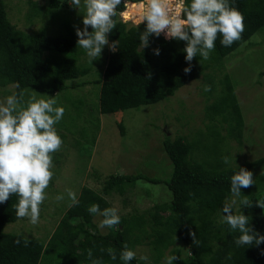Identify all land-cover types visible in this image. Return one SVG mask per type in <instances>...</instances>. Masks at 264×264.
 <instances>
[{"label": "trees", "instance_id": "obj_1", "mask_svg": "<svg viewBox=\"0 0 264 264\" xmlns=\"http://www.w3.org/2000/svg\"><path fill=\"white\" fill-rule=\"evenodd\" d=\"M230 4L245 17L242 38L231 47H224L220 44L222 37L218 35L210 59L202 60L200 64V57H195L191 62L194 67L188 75L183 72L189 66L185 60L186 53L182 52L184 42L168 41L163 35L159 38L152 36L149 47L142 49L139 36L144 25L131 26L116 17L117 26L109 34V41H117L119 50L109 52L102 79L93 81L100 86L99 113L112 114L156 104L199 79L202 71L221 66L226 56L264 26V0H230ZM67 7L66 2L48 0L49 10ZM125 10L129 9L121 4L118 14ZM77 39L72 34L69 37H51L41 30L29 36L17 30L8 21L4 2L0 0V88L14 85L16 93L31 88L49 95L68 89L66 81L89 73L87 68L76 63ZM155 48L160 49V55L153 54ZM57 55L62 56L59 61L55 59ZM149 73L152 74L151 79H146ZM87 83L82 82L81 85ZM221 84L222 93L207 110L211 123L219 127V133L213 138L217 143L228 139L241 145L244 126L242 110L228 75L222 77ZM220 130H224V136L220 135ZM163 148L173 167L168 181L143 174L116 175L107 179L102 195L92 189L81 188L79 206L67 209L46 243L3 231L6 224L18 220L15 215L18 197L11 196L6 203L0 204V264H41L46 251L52 252L51 264H90L87 259L89 248L93 249L94 257L103 258L104 264H123L119 260L123 245L127 243L134 249L142 239H147L148 244L153 246V264H159L164 251L170 246H173L170 256L175 254L179 257L181 249L175 246L176 243L181 244L190 255L186 259L175 260L173 264H264V255L261 254L264 243L237 247L234 240L240 233L231 231L218 220L223 215L225 200L231 199L230 177L239 171V167L249 171L264 168V156L231 166L221 159V151L213 154L215 162L196 161L193 150L203 154L200 147L179 138L166 139ZM138 180L163 183L171 193L169 202L155 204V210L142 211L129 218L121 217L119 226L108 228L105 234L100 233L93 221L94 216L87 211L88 207L93 203L99 204L101 209L112 207L104 196L113 191L123 194L125 187H133ZM260 194L264 195V174L257 176L251 187L241 189L240 199L247 196L255 203ZM241 211L250 216V223L264 234V209L253 206L242 207ZM75 220L77 222L72 224ZM190 232L196 233L195 242ZM18 238L21 241L19 245L15 243ZM25 240L28 241L27 247L24 246ZM101 247L116 250L117 260L112 261L106 251L101 253ZM229 253L231 259H228ZM129 264L145 263L135 258Z\"/></svg>", "mask_w": 264, "mask_h": 264}, {"label": "rangeland", "instance_id": "obj_2", "mask_svg": "<svg viewBox=\"0 0 264 264\" xmlns=\"http://www.w3.org/2000/svg\"><path fill=\"white\" fill-rule=\"evenodd\" d=\"M60 1L66 2L68 7L49 10L48 0H3L8 21L29 36L41 30L51 37L76 35L73 25L83 27V0L79 10L72 8L68 0ZM128 12L130 16H136V10L129 9ZM117 20L137 26L133 19L123 21L119 14ZM109 52L106 46L101 58L90 63L85 51L78 47L74 54L76 63L87 68L89 73L66 81L69 88L55 94L58 106L66 109L63 119L55 126L63 144L58 152L52 154L54 177L45 190L47 199L41 205L39 223L32 225L27 218L18 219L4 226L5 233L46 243L69 208L68 189L76 192L77 197L83 187L101 194L107 179L116 175L143 174L168 181L173 170L163 148V142L168 138H179L199 146L203 154L193 150L198 162H215L213 154L220 151L223 152L222 158L229 157L228 164L231 166L264 156V76H261L264 72V26L226 56L221 66L202 71L199 79L181 87L172 96L156 104L100 114V86L93 81L102 79ZM61 58V55L55 57L57 61ZM224 75H228L233 85L244 117L241 145L228 139L217 143L213 138L219 133V127L211 123L207 110L222 93ZM82 82L88 83L81 85ZM78 84L80 86L76 87ZM204 85H210L211 91L205 92ZM13 92L14 85L0 88V101ZM24 93L25 99L33 94L38 98L49 95L31 88L25 89ZM220 135H225L224 130H220ZM250 171L254 179L264 174L262 167ZM135 183L133 187H125L123 194L113 191L104 196L112 207L118 209L120 217L129 218L142 211L155 210V204L169 202L171 198L163 183L142 180ZM60 194L65 199L57 202L55 197ZM260 195L259 199H264V195ZM101 219L93 217L96 225ZM218 220L221 221V216ZM76 222L72 221V224ZM98 230L103 234L108 232V228ZM148 242L142 239L133 250L137 251V259L142 260L140 257L147 255L149 259L142 261L153 264L155 251ZM175 246L181 249L180 260L190 255L181 244L176 243ZM172 249L173 246H170L164 251L159 264H166V257L170 256ZM51 253H44L41 264H51Z\"/></svg>", "mask_w": 264, "mask_h": 264}, {"label": "clouds", "instance_id": "obj_3", "mask_svg": "<svg viewBox=\"0 0 264 264\" xmlns=\"http://www.w3.org/2000/svg\"><path fill=\"white\" fill-rule=\"evenodd\" d=\"M74 9H80L82 0H68ZM123 4L125 9L136 10V16L128 11H120L123 21L133 19L135 24L144 25L139 40L142 49L149 47L150 37L163 35L168 41L185 43L182 52L189 66L183 69L191 73L192 61L200 57L201 61L210 59L219 37L220 44L231 47L242 38L245 31V17L242 12L230 4V0H83L84 14L81 21L83 27L73 25L77 36V47L83 49L90 63L102 56L104 48L109 51L119 50L117 41H109V34L117 26L118 7ZM89 28L92 30L89 31ZM154 55H160V49H153ZM149 73L146 79H151ZM204 91H211L210 85H204ZM56 95L38 98L31 95L25 99L24 92H13L0 101V204L6 203L11 196L18 197L15 205L17 219L27 218L32 225L39 223L41 205L47 199L46 189L54 177L53 155L63 144L55 127L64 117L65 107L58 106ZM225 164L230 163L229 157L222 158ZM255 184L253 173L244 167L230 177L231 199H226L222 207L221 222L233 232L240 235L235 238L237 247L259 246L264 243V234L259 233L250 223V216L245 215L242 207L253 206L264 209V199L250 201L241 196V189ZM70 200L69 207L79 206L76 192L66 190ZM63 194L57 195V202L63 201ZM234 208L237 211L234 212ZM87 211L93 216L102 217L98 228H114L121 224V217L116 207L101 209L99 204H91ZM193 242L196 233L190 232ZM18 238L15 243L20 244ZM25 247L28 241L25 240ZM101 253L107 252L112 261L117 260V252L109 247H101ZM264 255V250H261ZM137 257V251L125 243L119 252V260L129 264ZM90 264H104L102 257H94L93 249L87 250ZM140 259L147 261V255ZM179 257L175 254L166 257V264H173ZM231 259V253L228 255Z\"/></svg>", "mask_w": 264, "mask_h": 264}, {"label": "crops", "instance_id": "obj_4", "mask_svg": "<svg viewBox=\"0 0 264 264\" xmlns=\"http://www.w3.org/2000/svg\"><path fill=\"white\" fill-rule=\"evenodd\" d=\"M117 113V112H116Z\"/></svg>", "mask_w": 264, "mask_h": 264}]
</instances>
